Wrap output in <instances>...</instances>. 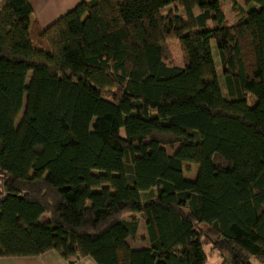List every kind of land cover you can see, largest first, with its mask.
Here are the masks:
<instances>
[{
	"label": "trees",
	"instance_id": "16d2710c",
	"mask_svg": "<svg viewBox=\"0 0 264 264\" xmlns=\"http://www.w3.org/2000/svg\"><path fill=\"white\" fill-rule=\"evenodd\" d=\"M241 1L229 23L220 0H83L39 29L0 0V258L205 264L214 237L264 264V0Z\"/></svg>",
	"mask_w": 264,
	"mask_h": 264
},
{
	"label": "crops",
	"instance_id": "0c3cea01",
	"mask_svg": "<svg viewBox=\"0 0 264 264\" xmlns=\"http://www.w3.org/2000/svg\"><path fill=\"white\" fill-rule=\"evenodd\" d=\"M83 0H30L32 7V19L36 23L35 25L39 29H44L51 23L56 21L66 12L71 10L75 5ZM241 1V0H240ZM239 1V3H240ZM242 2V1H241ZM241 4V3H240ZM227 20V19H226ZM136 217H140L139 225L142 226L144 220L140 214H135ZM137 236L139 238H145V233L142 228L138 230ZM131 241V242H130ZM128 243L132 249H140L143 247V243L137 240L128 239ZM221 254L228 259L227 251H223ZM0 264H71L67 262L59 253L55 250L48 251L37 257H14V258H0ZM73 264H95L90 258H83Z\"/></svg>",
	"mask_w": 264,
	"mask_h": 264
},
{
	"label": "rangeland",
	"instance_id": "374dc122",
	"mask_svg": "<svg viewBox=\"0 0 264 264\" xmlns=\"http://www.w3.org/2000/svg\"><path fill=\"white\" fill-rule=\"evenodd\" d=\"M240 0H238L239 3ZM220 2L224 3V14L225 18L229 23H231L234 20V15L231 12V5L232 3L236 2V0H220ZM237 3V2H236ZM241 3V4H240ZM241 7L243 6V3L240 1ZM238 5V4H237ZM239 6V5H238ZM172 10L173 7H168L167 10ZM186 44L180 40L177 39H170L167 41V48L169 52V56L171 58V64L178 66V67H184L188 63V55L185 51ZM211 47H212V53L214 56V59L216 62H218V57H217V49L214 44V42H211ZM219 68V65H217ZM218 73L220 74V69H218ZM22 115V114H21ZM21 115L19 117V120L21 118ZM18 120V121H19ZM121 135L124 136V131H120ZM175 147H167V152L169 154H172L173 151L175 150ZM197 171L195 170L193 165H189L188 167L184 168V174L187 178H193L196 175ZM42 220L45 219V217L41 218ZM203 231L206 230L205 226H202ZM215 240L214 237L211 238H205V244H204V251L207 256V261L205 264H262L260 261L256 260L253 256L246 255V256H241V259L238 261V257L236 255L232 256V251L228 252L230 253L228 255V259H226V256H223L221 254L222 252L219 251L214 245L213 241ZM131 242V241H130ZM225 252V251H224ZM236 261V262H235Z\"/></svg>",
	"mask_w": 264,
	"mask_h": 264
},
{
	"label": "water",
	"instance_id": "95a60500",
	"mask_svg": "<svg viewBox=\"0 0 264 264\" xmlns=\"http://www.w3.org/2000/svg\"><path fill=\"white\" fill-rule=\"evenodd\" d=\"M2 181H3V177L0 176V188L2 187Z\"/></svg>",
	"mask_w": 264,
	"mask_h": 264
},
{
	"label": "flooded vegetation",
	"instance_id": "af4514ba",
	"mask_svg": "<svg viewBox=\"0 0 264 264\" xmlns=\"http://www.w3.org/2000/svg\"><path fill=\"white\" fill-rule=\"evenodd\" d=\"M236 262V261H235Z\"/></svg>",
	"mask_w": 264,
	"mask_h": 264
}]
</instances>
